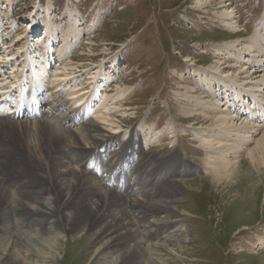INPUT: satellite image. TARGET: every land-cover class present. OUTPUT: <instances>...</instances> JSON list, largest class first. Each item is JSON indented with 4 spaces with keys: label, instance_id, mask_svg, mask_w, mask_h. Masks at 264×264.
<instances>
[{
    "label": "bare ground",
    "instance_id": "obj_1",
    "mask_svg": "<svg viewBox=\"0 0 264 264\" xmlns=\"http://www.w3.org/2000/svg\"><path fill=\"white\" fill-rule=\"evenodd\" d=\"M210 1L198 0L197 5L203 8ZM223 15L227 18L225 26L233 33L240 32L236 15L230 11ZM74 21V26L79 27V21ZM45 28V38L35 41L27 34L22 38L27 41L15 53L4 58L5 52L0 54V260L15 264H58L60 242L86 233L99 245L98 264H165L160 256L174 255L171 246L189 241L186 226L161 217L172 215L179 200L181 190L173 181L179 162H162L144 155L132 134L128 133L126 141H120L116 133L120 127L108 110L96 113L103 125L99 126L86 121L82 110L73 108L84 101L94 103L106 78L101 72L85 71L91 89L83 93L78 88L82 85L76 75L83 71L70 57H67L70 62L65 63L68 61L65 57L71 55L69 50L78 42L80 33H73L74 44L66 42L60 49L59 65L45 88L43 81L53 62L54 42L58 39L50 21L45 23ZM254 42L257 41L241 45L237 39L217 52L218 56L228 52L232 57L241 45V57L235 60L245 65L237 74L231 71L236 65L225 67L231 69L228 72L214 68L215 85L207 83V88L219 98L215 95V104L207 100V106L200 102L195 106L201 107V120L212 121V125L190 129L205 153L204 173L217 186L213 193L220 201L231 196L225 190L232 193L240 186L236 178L235 183L232 181L242 167L238 165L242 151L247 152L252 170L258 171L260 179L264 176V72L261 69L264 59L260 58ZM35 51L41 53L39 60ZM23 57L27 59L22 61ZM253 60L257 65L248 68ZM18 62L21 76L27 79L30 74L28 78L34 81L33 92L25 91V81L13 76L14 72L8 73ZM113 64L111 68L116 69L117 59ZM198 76L200 80L207 77L204 73ZM65 83L74 88L68 93L71 99L63 97L62 91H53L66 87ZM43 91H53L51 98L57 104L52 105V111L41 110ZM107 95H103L98 108L107 102ZM16 101L22 102L18 103L20 108L29 111L25 121H17L20 113L12 118L6 116L13 113L2 114ZM71 101L74 102L70 105ZM66 107L69 112L65 111ZM185 110L193 116L191 108ZM69 124L77 129H69ZM259 132L260 139H254ZM253 140L254 147L248 149ZM112 145L120 149L112 150ZM183 169L185 174L192 173V168ZM185 189L192 192L187 184ZM244 201L247 207L254 202L253 198ZM247 207L242 206L237 214L241 216ZM247 222L240 217L232 225L237 228Z\"/></svg>",
    "mask_w": 264,
    "mask_h": 264
},
{
    "label": "rangeland",
    "instance_id": "obj_2",
    "mask_svg": "<svg viewBox=\"0 0 264 264\" xmlns=\"http://www.w3.org/2000/svg\"><path fill=\"white\" fill-rule=\"evenodd\" d=\"M197 2L0 0V54L5 52L2 53L4 58L15 53L27 41L22 39L27 34L32 35L35 41L45 38V23L50 21L56 28L58 39L54 42V56L50 55L53 62L43 81V86L47 88L59 65L60 49L66 42L74 44L72 36L80 33L78 42L72 49L70 46L71 55L65 57L68 61L60 60L61 63L70 62L71 58L73 64L83 71L76 75L82 85L78 88L83 89V93L91 89L86 73L101 72L107 81L104 79L103 88L94 103L84 101L73 105V108L82 110L86 121L99 126L103 125L96 113L108 110L120 127L116 130L120 141H126L128 133L132 134L133 141L140 150L143 149L144 155L162 162H179L178 173L173 178L181 190L179 200L172 215L162 214L161 217L180 221L186 226L190 242L171 246L174 255H162L159 259L165 264H264V176L260 179L258 171L252 170L247 152L242 151L238 160V165L242 167L235 172L232 181L235 183L236 178L240 186L232 193L225 190L224 193L231 196L220 201L213 193L217 186L204 173L205 153L190 130L212 125V121L201 120V107L195 106L197 102L207 106V100L216 103V94L213 95L207 88V83L215 85V67L228 72L231 69L225 67L236 65L231 71L237 74L245 63L238 64L235 57H241L239 51L242 44L253 41L258 42H254V47L264 59V0H211V4L203 8ZM225 11L236 15L240 32L233 33L225 26ZM75 19L79 21V27L74 26ZM237 39L241 45L235 49L236 52L233 51L235 56H229L228 52L217 55L222 47ZM40 54L36 52L38 60L42 57ZM115 59L116 69L111 68ZM251 63L248 68L257 65L254 60ZM261 69L264 72V68ZM20 71L18 62L8 73L14 72L13 76L25 81V91L33 92L35 83L32 77L29 79L28 74L25 79ZM199 73L206 74L208 78L200 80ZM73 90L68 84L53 91H62L63 97L71 99L68 93ZM53 91H43L46 100L41 105L42 111H52V105L57 104L56 99L51 98ZM105 93L108 94L107 102L98 108ZM18 103L16 101L17 106L22 104ZM16 104L8 105L2 114L13 113L6 116L12 118L20 113L17 121H25L29 111L20 108V105L16 108ZM15 108L16 111L13 110ZM187 108L192 109L193 116L186 112ZM71 128L77 129L69 124ZM260 132L254 139H260ZM253 141L248 144V149L254 147ZM119 149L120 146L112 145V150ZM183 168H192V173H183L186 170ZM200 180L204 182H197ZM186 184L191 193L186 191ZM231 187L233 184H230ZM251 198L254 202L247 207L244 200ZM242 206L247 209L240 216L237 212L241 213ZM240 217H244L248 224L233 227L232 222ZM87 235H75L61 241L58 264H98L99 245L95 244L90 234ZM0 264L15 263L0 260Z\"/></svg>",
    "mask_w": 264,
    "mask_h": 264
}]
</instances>
